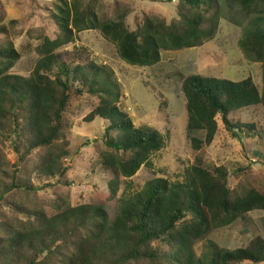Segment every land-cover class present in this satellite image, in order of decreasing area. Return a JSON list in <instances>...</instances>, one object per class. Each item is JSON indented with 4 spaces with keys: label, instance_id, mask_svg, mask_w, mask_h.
I'll use <instances>...</instances> for the list:
<instances>
[{
    "label": "trees",
    "instance_id": "1",
    "mask_svg": "<svg viewBox=\"0 0 264 264\" xmlns=\"http://www.w3.org/2000/svg\"><path fill=\"white\" fill-rule=\"evenodd\" d=\"M176 1L178 17L171 22L147 14L131 30L127 7H118L108 18L99 12L102 9L97 0H55L51 19L58 33L52 39L40 29L39 59L28 77L10 72L20 58L13 40L0 45L1 200L12 191L36 193L39 188L34 179L46 180L48 187L54 185L51 179L58 177L59 181L67 174L65 159L77 114L69 110L73 91L99 100L83 121H109L101 136L97 162L113 174L107 182L112 198H117L121 178L130 179L142 165L152 164V155L165 145L163 135L137 127L119 106L117 90L114 93L101 82L98 73L87 74L83 65L63 62L56 51L75 42L80 32L93 29L116 45L125 62L153 66L161 61L163 51L199 47L216 36L224 8L221 0ZM225 2L249 17L239 45L250 60L262 64L263 89L251 76L240 81L186 76L182 91L187 130L205 132L203 139L192 137L195 150L211 145L218 117L233 137L240 139L242 132L254 135V124L235 122L231 113L258 104L264 109V0ZM0 32L6 34L7 28L1 27ZM11 138L19 153L13 164L2 148ZM259 138L264 164V110ZM249 171L250 166L235 170L238 190L233 191L227 167L208 168L197 158L186 168L182 181L158 178L134 195L123 193L113 219L104 203L74 206L68 192L43 203L16 205L17 212L0 218V264L262 263L264 237L260 235L233 250L213 241L200 256L194 250L195 242L209 229L231 225L252 210H264V184L253 182ZM19 213L24 216L19 217Z\"/></svg>",
    "mask_w": 264,
    "mask_h": 264
},
{
    "label": "rangeland",
    "instance_id": "2",
    "mask_svg": "<svg viewBox=\"0 0 264 264\" xmlns=\"http://www.w3.org/2000/svg\"><path fill=\"white\" fill-rule=\"evenodd\" d=\"M99 12L105 17H113L118 7H127L130 12L127 24L136 29L147 14H156L168 22L178 17L176 0H97ZM55 0H0V45L5 40H13L20 58L10 70L11 73L30 76L38 59L39 36L45 32L54 39L57 26L51 19ZM216 36L202 46L163 51L161 61L153 66H137L125 62L118 54L115 44L107 40L99 30H84L75 42L59 49L61 60L75 61L85 67L89 75L98 73L101 82L119 92L118 104L127 112L137 127L158 130L165 139L164 147L151 157V165H142L130 179L121 178L117 198H112L107 182L113 178L111 171L105 170L97 162L98 150L108 120L96 118L92 122L83 121L99 103L96 98L80 96L72 92L69 110L77 111L73 116V126L69 155L66 157L68 172L65 177H54L48 186L46 180L34 179L39 189L35 192L12 191L6 199H0V218L3 214L15 213L16 205H33L46 202L68 192L74 206L92 201L104 203L110 217L117 214L119 198L123 193L136 194L155 179L162 178L174 183L182 181L186 168L201 158L208 168L223 165L230 172V186L238 190V179L234 172L240 167H251L250 179L264 184V164L261 162L263 142L259 134L263 129V106H248L231 113L235 122L254 124V135L242 132L241 138L233 137L217 118L218 131L211 145L195 150L192 137L203 139L204 131L187 130L186 99L182 83L186 76L200 74L232 81H240L251 76L260 90L263 89L262 64L250 60L241 49L239 42L249 17L239 9H230L225 0ZM253 16L250 17V19ZM42 30V32L40 31ZM44 29V30H43ZM96 66V69L94 68ZM97 67L100 71H97ZM109 78V79H106ZM106 79V80H105ZM11 138L3 146L4 155L13 164L19 157ZM130 186V188H129ZM23 217L22 213L18 214ZM264 237V210L255 209L239 218L231 225L211 228L197 240L194 250L200 256L209 241L219 247L233 250L245 247L255 236ZM140 262L137 264H148ZM246 264H255L247 262ZM264 264V262L259 263Z\"/></svg>",
    "mask_w": 264,
    "mask_h": 264
}]
</instances>
